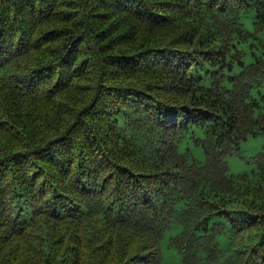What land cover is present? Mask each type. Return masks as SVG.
<instances>
[{
    "label": "trees",
    "instance_id": "trees-1",
    "mask_svg": "<svg viewBox=\"0 0 264 264\" xmlns=\"http://www.w3.org/2000/svg\"><path fill=\"white\" fill-rule=\"evenodd\" d=\"M263 88L264 0H0V264H264Z\"/></svg>",
    "mask_w": 264,
    "mask_h": 264
},
{
    "label": "rangeland",
    "instance_id": "rangeland-1",
    "mask_svg": "<svg viewBox=\"0 0 264 264\" xmlns=\"http://www.w3.org/2000/svg\"><path fill=\"white\" fill-rule=\"evenodd\" d=\"M243 24L251 30V13H245L243 18ZM245 51L248 49V44H244L241 46ZM251 61V56H247L246 62ZM264 90V88H263ZM190 145L192 156L195 161L199 164H203L204 155L200 148L193 147L189 140H184L182 149L187 148ZM264 147V138L263 137H249L246 141H244L238 151L234 153L232 156L228 157L227 162L229 166V175L234 176L242 172H250L253 167L247 164L242 158H252L257 155L262 148ZM178 231V227L174 233ZM173 233V234H174ZM162 250H163V264H180V257L177 252L168 248L166 241L162 242Z\"/></svg>",
    "mask_w": 264,
    "mask_h": 264
}]
</instances>
